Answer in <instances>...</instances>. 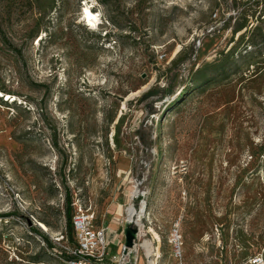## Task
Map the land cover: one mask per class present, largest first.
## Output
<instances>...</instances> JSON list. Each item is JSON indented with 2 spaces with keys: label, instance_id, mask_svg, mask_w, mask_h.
Instances as JSON below:
<instances>
[{
  "label": "rangeland",
  "instance_id": "obj_1",
  "mask_svg": "<svg viewBox=\"0 0 264 264\" xmlns=\"http://www.w3.org/2000/svg\"><path fill=\"white\" fill-rule=\"evenodd\" d=\"M69 200L115 253L145 201L155 264L177 224L184 264L264 252V0H0V264H65Z\"/></svg>",
  "mask_w": 264,
  "mask_h": 264
},
{
  "label": "built area",
  "instance_id": "obj_2",
  "mask_svg": "<svg viewBox=\"0 0 264 264\" xmlns=\"http://www.w3.org/2000/svg\"><path fill=\"white\" fill-rule=\"evenodd\" d=\"M73 228L75 232V249L69 250L68 255L72 257L70 261H66L65 264H104L105 261L117 264H136L141 253V247L139 244V232L140 227L138 222H133L137 225L138 233L134 240V246L127 248V254L124 255L123 250L125 247V235L123 248L120 254L111 255L109 252L110 247V231L109 228L98 227L95 224L94 216L88 214L86 211L80 209L76 212L72 219ZM170 246L173 249V257L176 260V264H184L183 262V237L180 232V225H175L168 240ZM223 250V247H221ZM144 257L149 264L148 257L144 254ZM155 257V258H154ZM151 258L157 259V256ZM153 260V259H152ZM158 260V259H157ZM155 264L154 261H151ZM221 264H235L231 260L227 263ZM239 264H264V252L257 253L249 256Z\"/></svg>",
  "mask_w": 264,
  "mask_h": 264
},
{
  "label": "bare ground",
  "instance_id": "obj_3",
  "mask_svg": "<svg viewBox=\"0 0 264 264\" xmlns=\"http://www.w3.org/2000/svg\"><path fill=\"white\" fill-rule=\"evenodd\" d=\"M85 9L90 10L88 7H86ZM42 39H43V36L38 41V43H37L38 46L40 45V42ZM138 196H140V192L138 189H135L130 196V201L132 199L138 197ZM145 213H146L145 201L142 203L140 211L135 207L134 204L129 203V206L126 209V213H125V224L130 223L132 221V219H136L138 222V225L140 227V232H139L140 234L139 235H143L145 233L144 232V230H145L144 224H143V220L145 219ZM39 224H40V227L42 229H44L46 231L48 230L46 225H44L43 223H39ZM149 232L152 234V239L145 240L143 245L141 246V248L145 251L146 257H148V260L150 261L149 264H152L151 261H153V260L151 259V257L153 256V253H155V256H157V259H160L162 257V254L160 251L161 238H160L159 234H157L155 232L154 229L151 228V230ZM158 242H159V244L157 245L158 250L155 251L156 243H158Z\"/></svg>",
  "mask_w": 264,
  "mask_h": 264
},
{
  "label": "trees",
  "instance_id": "obj_4",
  "mask_svg": "<svg viewBox=\"0 0 264 264\" xmlns=\"http://www.w3.org/2000/svg\"><path fill=\"white\" fill-rule=\"evenodd\" d=\"M241 29L242 28H240L239 30H241ZM239 30H237V31H239ZM176 75L173 78L174 80L177 77ZM171 88L169 90H166V91L171 93V91H172ZM152 93L153 92H149L148 95H152ZM141 141H142V143L144 145H147V143H148V141L145 140V139H142ZM72 219H73V209H72V206H71V202L69 200L68 204H67V208H66V231H67V235H68L69 241L71 243L75 244V232H74V228H73ZM50 247H52V246H50ZM71 259H72V257H70L68 254H66L65 259L63 261L65 263L66 261H70Z\"/></svg>",
  "mask_w": 264,
  "mask_h": 264
},
{
  "label": "water",
  "instance_id": "obj_5",
  "mask_svg": "<svg viewBox=\"0 0 264 264\" xmlns=\"http://www.w3.org/2000/svg\"><path fill=\"white\" fill-rule=\"evenodd\" d=\"M135 219H132V221L128 224H125V231H124V235H125V247L123 250L124 255L127 254V248H132L134 246V240L136 239V235L138 233V229L135 226V224H133V222ZM137 221V220H136Z\"/></svg>",
  "mask_w": 264,
  "mask_h": 264
},
{
  "label": "crops",
  "instance_id": "obj_6",
  "mask_svg": "<svg viewBox=\"0 0 264 264\" xmlns=\"http://www.w3.org/2000/svg\"><path fill=\"white\" fill-rule=\"evenodd\" d=\"M109 231H110V237H109V239H110V242H111V244H110V247H109V249H110V254L111 255H116V254H120L121 253V251H122V248H123V243H124V240H123V237H121V238H118V240H119V252H114L115 250H113V249H111V247H112V245L114 244V243H116L117 241L114 239V237H117L115 234H113V233H115V232H113L112 230H110V228H109ZM113 232V233H112ZM142 257L143 256H141V253L139 254V259H138V261H137V263L136 264H140V261H141V259H142ZM107 264H117V263H111V262H109L108 260H107V262H106Z\"/></svg>",
  "mask_w": 264,
  "mask_h": 264
}]
</instances>
